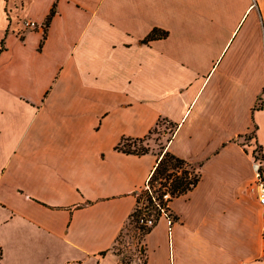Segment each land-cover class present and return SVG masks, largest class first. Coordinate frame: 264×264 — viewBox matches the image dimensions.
Listing matches in <instances>:
<instances>
[{
  "label": "crops",
  "instance_id": "0c3cea01",
  "mask_svg": "<svg viewBox=\"0 0 264 264\" xmlns=\"http://www.w3.org/2000/svg\"><path fill=\"white\" fill-rule=\"evenodd\" d=\"M263 88L264 0H0V264H264ZM159 118L199 177L122 262Z\"/></svg>",
  "mask_w": 264,
  "mask_h": 264
},
{
  "label": "trees",
  "instance_id": "16d2710c",
  "mask_svg": "<svg viewBox=\"0 0 264 264\" xmlns=\"http://www.w3.org/2000/svg\"><path fill=\"white\" fill-rule=\"evenodd\" d=\"M53 13V10L50 9L48 15L45 18L43 26L45 27ZM165 35V31L158 30L153 28L143 39L142 41L145 42L150 39L160 38ZM160 120L166 121L172 128L175 125L172 122H168L164 118H159L155 125L148 130L147 134L142 137H125L122 136L119 141L114 146V149L120 151L125 154H133V155H142L148 153L150 150H153L152 146L150 148L146 144H143L144 141L148 138L150 133L154 130V128L158 125ZM172 132V131H171ZM171 132L169 134H171ZM169 134L165 138L162 144H159L157 148V154L159 155L158 159L156 160L148 178L146 179L144 185L134 192L135 195V205L131 213L128 215L129 218H133L139 215L137 210L138 204V197L136 194L140 191L143 192V197L145 201V206L147 210V214L150 215L154 221L158 218V210L153 201V199L158 203L161 204L160 195L163 192L162 187H164L169 195L170 199L176 197L184 192L190 190L197 182L199 174L195 170V167L186 162L185 160L175 156L174 154L170 153L167 150H164V144L169 139ZM257 151V150H256ZM255 151V152H256ZM157 185V188H155ZM151 193H149L148 189ZM149 229L144 230L146 233Z\"/></svg>",
  "mask_w": 264,
  "mask_h": 264
},
{
  "label": "built area",
  "instance_id": "2783aa9c",
  "mask_svg": "<svg viewBox=\"0 0 264 264\" xmlns=\"http://www.w3.org/2000/svg\"><path fill=\"white\" fill-rule=\"evenodd\" d=\"M18 22L20 25L18 33L20 35L26 30L35 29L38 27V24L30 19L20 18ZM39 26L44 27L43 24ZM261 97L264 99V88L262 89ZM251 168L253 172L252 189L255 192L256 201L259 207L260 219L263 224L262 235H264V159L256 152H252ZM162 191L163 192L160 195L161 204L158 205V203H156L154 199L153 201L158 210V217H164L169 227L172 223V218L170 217V213L168 211V202L170 200V195L164 187H162ZM149 193L151 192L149 191ZM135 220L139 226H142L145 229L151 227L155 222L154 219L147 214V210L140 211ZM134 264H142V262L140 259H137Z\"/></svg>",
  "mask_w": 264,
  "mask_h": 264
},
{
  "label": "rangeland",
  "instance_id": "374dc122",
  "mask_svg": "<svg viewBox=\"0 0 264 264\" xmlns=\"http://www.w3.org/2000/svg\"><path fill=\"white\" fill-rule=\"evenodd\" d=\"M172 130V126L166 121L160 120L143 144H146L148 148H150L151 145L152 148L155 149L159 144L164 142L165 138ZM155 188H157V185H155ZM143 196V192L140 191L136 194V197H138V211L146 210ZM144 230L146 229L136 223L135 217L129 218L125 222L116 242L112 246V251L122 262L126 261V257L133 255L138 250L139 241L144 234Z\"/></svg>",
  "mask_w": 264,
  "mask_h": 264
}]
</instances>
